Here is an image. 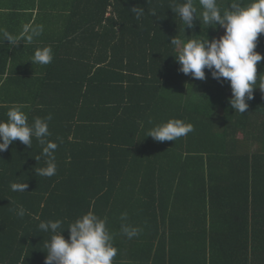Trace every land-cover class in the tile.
I'll list each match as a JSON object with an SVG mask.
<instances>
[{"label": "trees", "instance_id": "1", "mask_svg": "<svg viewBox=\"0 0 264 264\" xmlns=\"http://www.w3.org/2000/svg\"><path fill=\"white\" fill-rule=\"evenodd\" d=\"M67 1L60 59L45 77L54 73L53 88L20 98L29 124L51 114L57 171L36 174L46 165L35 137L0 153V264H44L50 234L39 223L60 220L67 240L89 209L106 218L112 264H264V59L241 114L227 80L179 71L171 39L211 40L221 29L199 22L198 0L191 29L172 11L184 0ZM232 2L217 0L222 11ZM255 51L264 56V34ZM170 118L193 131L174 142L146 136ZM123 212L137 237L122 233Z\"/></svg>", "mask_w": 264, "mask_h": 264}, {"label": "clouds", "instance_id": "2", "mask_svg": "<svg viewBox=\"0 0 264 264\" xmlns=\"http://www.w3.org/2000/svg\"><path fill=\"white\" fill-rule=\"evenodd\" d=\"M199 22L204 25L219 26L223 35L219 38L187 39L181 42L171 39L170 43L179 46L175 55L180 65L179 71L191 75L195 79L204 80L207 69L212 78L220 81L227 80L231 89L229 104L231 108L241 114L248 109L247 100L253 98L254 85L257 83V64L264 59L255 51L256 40L259 34H264V0H249L243 4L234 0L223 11L217 0H198ZM136 18L144 15L143 8H132ZM182 20L184 27L191 29L197 19V6L194 0H184L177 3L172 9ZM213 27V28H215ZM44 31L43 25L25 23L18 36L3 32V40L7 39L9 45L14 46L21 41L31 44ZM53 53L50 46L37 47L29 61L31 63L47 65L52 62ZM264 90V88H260ZM23 105H13L6 112V120H0V152L9 148L14 141L19 140L28 148L31 147L32 138L35 137L42 146V152L37 159L44 158L45 167L35 169L37 175L52 177L56 174L55 150L58 145L47 139L51 135L48 121L51 114L45 118L35 117L31 124L28 123L27 114L22 110ZM151 123V121H150ZM193 131V126L178 118L153 125L147 130L146 136L155 141H175ZM12 191L24 192L27 188L25 182L10 184ZM16 215L23 217L25 209L19 206ZM39 219V217H35ZM122 233L128 238L137 237L142 229L126 223L127 212L121 213ZM106 218H101L91 209L80 215L70 223L68 239L62 235L60 220L41 221L38 225L42 232L50 234L45 241L47 250L44 264H112L117 255L113 246L112 236L106 227Z\"/></svg>", "mask_w": 264, "mask_h": 264}, {"label": "crops", "instance_id": "3", "mask_svg": "<svg viewBox=\"0 0 264 264\" xmlns=\"http://www.w3.org/2000/svg\"><path fill=\"white\" fill-rule=\"evenodd\" d=\"M67 2V0H0V113L2 117L6 115L3 109L8 110L13 105H29L26 99L23 103L20 98L23 99L29 94L34 95L37 91L46 93L54 85V73L49 83L45 79L52 62L40 65L32 64L29 60L34 50L43 46L52 48V60L60 59V36L66 31V15L70 13ZM25 23L43 25L44 31L31 44L21 41L11 46L7 39L3 40L4 31L18 36Z\"/></svg>", "mask_w": 264, "mask_h": 264}, {"label": "rangeland", "instance_id": "4", "mask_svg": "<svg viewBox=\"0 0 264 264\" xmlns=\"http://www.w3.org/2000/svg\"><path fill=\"white\" fill-rule=\"evenodd\" d=\"M109 13V12H108ZM223 29L221 28L218 34L215 36V38H219L221 35H223Z\"/></svg>", "mask_w": 264, "mask_h": 264}]
</instances>
